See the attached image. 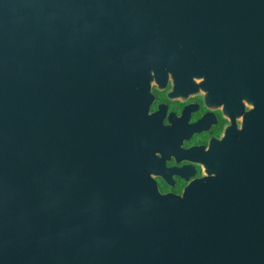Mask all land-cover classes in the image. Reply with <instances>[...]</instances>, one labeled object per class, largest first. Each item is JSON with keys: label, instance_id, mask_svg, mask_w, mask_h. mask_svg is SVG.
Wrapping results in <instances>:
<instances>
[{"label": "water", "instance_id": "95a60500", "mask_svg": "<svg viewBox=\"0 0 264 264\" xmlns=\"http://www.w3.org/2000/svg\"><path fill=\"white\" fill-rule=\"evenodd\" d=\"M168 77L250 107L180 195ZM0 264H264V0H0Z\"/></svg>", "mask_w": 264, "mask_h": 264}, {"label": "flooded vegetation", "instance_id": "af4514ba", "mask_svg": "<svg viewBox=\"0 0 264 264\" xmlns=\"http://www.w3.org/2000/svg\"><path fill=\"white\" fill-rule=\"evenodd\" d=\"M206 89L174 84L170 77L149 88L146 116L163 150V155L155 153L163 167L152 177L161 194L180 195L187 183L198 179L202 175L200 155L227 129L237 135L242 112L250 108L242 102L238 112Z\"/></svg>", "mask_w": 264, "mask_h": 264}]
</instances>
